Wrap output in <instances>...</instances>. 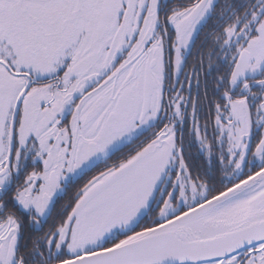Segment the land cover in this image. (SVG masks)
I'll list each match as a JSON object with an SVG mask.
<instances>
[{
    "label": "snow or ice",
    "instance_id": "6c2138e0",
    "mask_svg": "<svg viewBox=\"0 0 264 264\" xmlns=\"http://www.w3.org/2000/svg\"><path fill=\"white\" fill-rule=\"evenodd\" d=\"M0 264H264V0H0Z\"/></svg>",
    "mask_w": 264,
    "mask_h": 264
}]
</instances>
